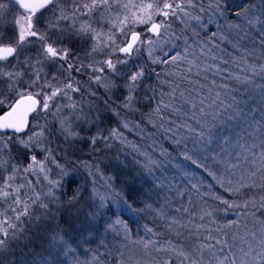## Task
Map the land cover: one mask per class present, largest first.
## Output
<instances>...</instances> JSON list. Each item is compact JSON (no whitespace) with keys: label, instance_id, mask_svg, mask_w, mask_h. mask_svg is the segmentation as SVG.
<instances>
[{"label":"snow or ice","instance_id":"1","mask_svg":"<svg viewBox=\"0 0 264 264\" xmlns=\"http://www.w3.org/2000/svg\"><path fill=\"white\" fill-rule=\"evenodd\" d=\"M225 43L239 55L220 47ZM248 43L256 47H245ZM33 47L39 49L35 58L26 55ZM249 58L264 59V0H0V257L13 244L25 243L33 228L43 227L54 215L51 209L61 203L57 193L75 181L78 166L93 178L88 197L92 210L85 212L90 226L91 221L104 218L103 210L110 204L129 213L132 220L148 219L151 214L149 223L155 227L142 225L147 239L134 240L128 220L120 215L114 213V219L105 221L101 226L105 233L127 242L118 249L139 245L146 255L154 251L167 257L156 264H264V220L257 219L258 214L264 216V196L236 198L247 190H264V140L240 143L241 133L218 110L233 105L224 103L221 92L213 96L211 88L204 95V85L192 79L202 74L204 79L208 74L218 76L225 82L210 83L227 95L234 91L231 82L251 86L259 90L264 103V84L256 83L257 77L264 79V63H250ZM44 65L56 72H46ZM185 84L198 87L189 89ZM95 101L116 118L115 126H99L101 113ZM233 103H237L234 97ZM127 114H138L144 125L155 130L149 137L160 135L182 147L183 160L212 183L172 165L188 180L184 188L174 183L178 177L167 175L171 170L167 150L158 151L155 141L151 151L142 150L124 135L121 129L137 135L145 132ZM239 117L237 112L228 119ZM244 119L248 128H264V111L259 121L251 113ZM84 125L96 127L95 134L82 136ZM53 137L70 147L87 139L97 153L102 150L98 144L106 150L112 142L138 153L143 157L140 167L153 185L155 197L149 198L153 202L141 199L137 202L143 207L135 208L113 188L114 178L105 177L99 163L70 159L65 149L53 147ZM97 176L103 179L107 195L96 186ZM213 184L234 198L200 192ZM81 194L78 186L67 205L76 207ZM194 196L199 205L194 204ZM185 197L186 203L173 207L175 200ZM221 213L236 219L221 223L216 219ZM250 217L258 230L241 223ZM157 227L177 238L187 232L197 244L185 250L183 243L161 240L163 233ZM56 244L65 257L75 251L63 235L53 237ZM59 256L57 252L54 260L45 258L41 264H62ZM116 260L117 264H146L122 250ZM0 264H5L2 258ZM75 264L103 262L93 255Z\"/></svg>","mask_w":264,"mask_h":264},{"label":"trees","instance_id":"2","mask_svg":"<svg viewBox=\"0 0 264 264\" xmlns=\"http://www.w3.org/2000/svg\"><path fill=\"white\" fill-rule=\"evenodd\" d=\"M245 47L251 48V47H256V45H252L251 43H248ZM232 54L237 56L239 55V53H235V52H233ZM141 62L144 61L142 60ZM249 62L260 64V63H264V59L249 58ZM230 70H234V66H231ZM207 77L208 80L206 83L202 79V84L205 83L203 89V92L205 94H209L207 90L211 88L212 89L211 93H216V92L222 93V100L224 101L225 104H227L226 102L227 98L228 97L231 98L230 103H228L233 105L231 109L224 110L223 105H221L220 109H218V110H222V115H228L233 117L236 116L237 112L240 113V117L238 118L237 121L231 122L230 119L228 120L223 118L225 121H227L229 125L235 128L236 132L241 133L242 139H240V143H247L248 145H251L253 143L259 144L262 140H264V128H260L257 125H252L251 128H248V125L245 123V119H244L247 113H251L252 116H254L255 120L257 121L260 120L261 111H264V103L261 102L259 90L253 89L251 86H242L235 82H231L229 86L232 89H234V91L231 93V95H227L223 92L222 89H220L219 87H215L210 83L212 80H215L216 85H219L221 83H224L225 82L224 80H222L218 76H213L211 74H208ZM256 83L264 84V79L257 77ZM183 87L191 89L196 86L193 84H185L183 85ZM165 91H167V89H165ZM233 97L235 98V101L237 103H233ZM105 99H107V97H105ZM95 103L97 104L98 109L100 110L102 116V122L104 123V121H106L105 119H107V121H109L108 123L114 126L116 118L112 117L111 114L104 109V105L100 103V101H95ZM141 111L147 112L148 109L141 108ZM127 118L129 119L136 118L133 120H137L138 122L143 124V121L140 120L138 114H127ZM211 123H216V122L211 121ZM221 127L223 126L218 125V128ZM245 128H247V132H241V130ZM146 130H147V135L139 136L132 134V132L130 133L128 131H125V136L129 141H133L137 145L142 146V150L146 149L151 151L152 149L150 146L153 144V141H155L156 145L158 146L157 149L158 151L160 148L167 150V152L170 153V155L167 158L171 161V165H169V168L171 170L167 172V175L178 177V179H176L174 183H176L179 187L184 188L186 185H188V180L187 178L181 175L178 169L172 167V165H180L181 168H183L185 171L195 172L198 177L204 178L207 181V183H212L205 173L196 169L195 166H192L190 162L183 160V157L180 155V153L184 151L182 147L177 148L175 145H171L169 141L165 140L160 135L154 134L149 137L148 136L149 133H155V130L150 125H146ZM188 146L189 148H192L191 142H189ZM257 151L259 150L257 149ZM120 152L121 153H119V155L114 158L116 162L111 163V167L110 164L108 165L106 164L107 169L114 168V170H112V172L110 173L115 179L114 187L117 188L120 192H122L123 195L127 198L128 202L133 204L135 208L143 207V204L137 202L138 200L142 199V200H147L150 203L153 202L152 199H149L150 197H155L151 179L142 171L140 167V163H143V157L140 156L138 153L133 152L131 149H125ZM109 153L110 152H108L107 154L105 153L102 154V158L105 160L106 159L108 160V158L111 159L110 156H108ZM72 155L74 156V153ZM154 158H159V157L154 154ZM121 163H122V167L120 168ZM249 163H251V160L249 161ZM245 167H247V165H245ZM192 183H196V180H192ZM257 183L258 184L260 183L259 179L257 180ZM78 186L79 184L76 181L67 184V188H68L67 194L62 195V197L60 196L61 200L62 201L68 200V198L72 196L74 190ZM210 191L214 192L215 194L221 195L225 199L231 200L234 198L232 194L225 193L223 189L219 188L214 184L212 189H209L208 187H202L200 189L201 193L210 192ZM168 195L173 196L174 192H170L168 193ZM161 196H163V193H161ZM262 196H264V190H261L260 188H255L244 191L243 193H241L240 197H236V198L237 199L254 198L256 200H259V198ZM194 199H196L195 196L193 197V202L195 204ZM186 202H187L186 197L184 198L183 201L177 199L174 201L173 207H179L181 203H186ZM196 203H201V201L197 200ZM207 203L213 205L214 207L216 205L215 202L211 199H207ZM79 205H80L79 208H82L85 212L91 210V208L89 207L90 205L89 201L83 196L80 198L77 208ZM69 207L70 206H68V208ZM68 208L66 209V206H63L61 208L53 207L51 209V212L57 215H49L48 220L47 222L44 223L43 227L33 228L28 233L30 239H28L23 244H13L12 250L10 252L5 253L0 258H2L5 261V264H22L23 261L27 262V259L29 260L31 259L33 260V262L35 260L40 261L41 259L40 257H44L45 259L46 258L45 254L49 251L50 248H47V245L46 247H44L43 244H49L53 240V236L55 237L57 234H59V235H63L64 238L68 241V243L79 244L80 247L78 248V250L81 251L80 252L81 255H83L85 252L93 253L94 255L99 256L103 264H117L115 253L117 254L118 251L120 250L124 251V248L118 249L117 245H124L127 242L124 241L123 239H122L123 242H121L119 238L114 240L113 236L105 233L104 228L101 227L102 225H104L105 221L108 220L110 217H115L114 213L117 214L115 208L111 206L110 210H108L109 212H107V214L104 215V218L91 221V226L89 219L86 218L85 216V213L81 212L79 216L77 215L75 217H70L69 211L74 209V207H70V209ZM171 214L175 215V213H171ZM230 215L231 213H229L227 217H224L223 213H221L219 216L216 217V219L219 222H221V220H223L220 219L221 217L228 219L231 218ZM120 216L121 218L128 220L129 226L133 230L132 238L134 240H138L142 237L145 239L148 238V235L144 232L142 225L148 224L149 227H155V225L149 223V220L151 219V214H149L148 219H145L144 216H138L136 220L130 219L129 213H122ZM232 219L234 220V218ZM157 224H159V221H157ZM156 230L163 233V235L159 237V239L171 240L173 243L176 244L183 243L185 250H190L192 247H194L197 244L196 243L194 245V243L196 242L195 237L189 238L187 236L186 238H183V236H181L177 238L172 234L165 233L163 228L157 227ZM207 235L208 233L205 232L204 236ZM101 243L107 245V247H102ZM109 251L112 252L113 255H115L114 257L115 261H112V258L110 257L111 255L107 254ZM54 253L56 254V252L53 249H51L48 258L52 257ZM59 253H60L59 260L62 262V264H70V262H67V258L64 256L63 250L61 248ZM35 255L36 257L34 258ZM134 258H135L134 260H141L144 262L145 260H148L150 263L156 264L157 261L161 259H166L167 257L164 256L163 254H158L155 252L153 255L147 257L134 255ZM48 261L50 260L48 259Z\"/></svg>","mask_w":264,"mask_h":264},{"label":"rangeland","instance_id":"3","mask_svg":"<svg viewBox=\"0 0 264 264\" xmlns=\"http://www.w3.org/2000/svg\"><path fill=\"white\" fill-rule=\"evenodd\" d=\"M49 16L51 15V13H49L48 14ZM201 38H203V39H208V37H207V35H205L204 33H201ZM230 39H231V37H229ZM217 43H219V41H217ZM247 44H245V46H246ZM220 47L221 48H224V49H226V51L228 52V53H233V50H232V48L231 47H229L226 43L225 44H221L220 45ZM38 51H39V49H38V47H33V48H31L30 50H29V54H28V56H30V57H33V58H35L36 57V55H37V53H38ZM24 57L22 56L21 57V59H23ZM224 59H228V56L227 55H225L224 56ZM209 63H211V61H209ZM44 67V70L46 71V72H56V69L55 68H52V67H49V66H47V65H44L43 66ZM193 80H197L198 79V81H199V84L201 85L202 84V79L205 81V83L207 82V80H208V77H207V79H204L203 78V74H202V76L201 77H193L192 78ZM205 83H203L202 85H205ZM196 87H198V85H195ZM203 94L204 95H208V94H205L204 92H203ZM213 96L215 95V93H211ZM221 99H222V93H221ZM231 98L230 97H228L227 98V100H226V102H227V104L228 103H230V100ZM229 117H231V116H228V115H222V119L224 118V119H228ZM137 118V117H136ZM136 118H131V119H136ZM106 121H104V123L102 122V116L100 115V122H99V126L101 127V128H106V127H112L113 125L112 124H109L108 122L109 121H107V119H105ZM229 120V119H228ZM231 122H233V120H230ZM237 121V120H236ZM142 125V127H144L145 128V132L142 134V135H147V130H146V125L144 126L143 124H141ZM114 126H115V124H114ZM122 131H124V135H125V130H123V129H121ZM95 132H96V127H88L87 125H84V126H82V128H81V135L82 136H85V137H88V136H91V135H94L95 134ZM132 134H134V135H137V133H136V131H133L132 132ZM139 136H141V135H139ZM52 140H53V147L55 148L57 145H59L60 146V148H63V149H65L66 151H67V154H68V156L70 157V159H72V160H77V161H80V160H83V161H89V162H91V163H93V164H97V163H99V166H100V169H101V171H102V173H103V175L105 176V177H107V176H111V177H113L112 176V174H110L111 172H112V170H114V168L113 169H107V166H106V164L108 165V164H110V167H111V163H113V162H116L115 160H114V158L116 157V156H118L119 155V153H121L120 151H122V150H125V149H122L121 148V146L119 145V144H117V143H115V142H112V148H110V149H106V150H101L99 153H97V152H94L93 150H92V146L90 145V143L88 142V140L87 139H84V140H81V141H77L73 146H69L68 144H64L63 143V141L61 140V139H57L56 137H53L52 138ZM97 148H99V149H103V145H100V144H98L97 145ZM108 152H110L109 153V155L108 156H110V158L111 159H109L108 158V160L106 159H103L102 158V154H107ZM74 153V156L72 155ZM59 158V157H58ZM113 159V160H112ZM122 162V161H121ZM61 163H65V161H61ZM122 167V163L120 164V168ZM109 170V171H108ZM53 172L55 173V169H53ZM92 177H90L89 176V174H88V172L84 169V168H80V167H78V166H76V170H75V181L79 184V187H81V189H82V194H81V197L83 196L84 198H86L88 201H89V199H88V197H89V193H90V190H91V188L93 187V184H92ZM96 180H97V187H98V189H99V191L101 192V193H104L105 195H107L108 194V189L106 188V186H104V184H103V179L101 178V177H99V176H97L96 177ZM67 184L68 183H66L65 184V190H64V192L61 194V193H57V195L58 196H61L62 197V195H64V194H67V190H68V188H67ZM112 185H113V188H115L114 187V185H115V179H113V181H112ZM116 189V191H118V192H120L117 188H115ZM60 201H61V203H60V206L59 207H56V208H61V207H63V206H66V209L68 208V205H67V200L66 201H62L61 200V198H60ZM194 201H195V205H199L200 203H196V199H194ZM91 202L89 201V204H90ZM87 204H88V202H87ZM86 204V205H87ZM111 206H113V205H109L107 208H105L104 210H103V216L104 215H106L107 214V212H109L108 210H110V207ZM218 205H215V207H217ZM80 207V205L78 206V208H77V206L76 207H74V209H72V210H70L69 211V216L70 217H75V216H79V214L82 212V213H85V211L82 209V208H79ZM114 208H115V211H116V213L118 214V215H121L122 214V212H121V209H119V208H117V207H115V206H113ZM68 209H70V207L68 208ZM83 210V211H82ZM92 210V209H91ZM90 210V211H91ZM54 215H57V214H54ZM73 215V216H72ZM111 216V215H110ZM231 216V218H228V219H232V218H234V219H236V217L234 216V215H230ZM110 218H115V217H110ZM220 219H223V220H221V223H224V220H225V222H226V220H227V218H224V217H221ZM257 219H260V220H264V216H260L259 214H258V216H257ZM241 223L242 224H247V226H248V228H252L253 230H258V228H259V225H256V227L255 228H253V224H254V220L250 217V218H248L246 221H244V220H242L241 221ZM241 234H243V232L241 231ZM188 235H187V232H185L184 233V235H183V238H186ZM54 237V236H53ZM120 239V241L121 242H123L122 241V238H119ZM120 242V243H121ZM249 242H251V241H249ZM197 243V240H196V242L194 243V245ZM124 244V243H123ZM46 245H47V248H50V249H53L56 253L57 252H60V248H61V246L59 245V244H56L55 246H53V240L49 243V244H43V246L44 247H46ZM69 245L71 246V248L72 249H74L75 251H74V253H69L68 254V256L66 257L67 258V262H70V264H75V262L77 261V260H80V261H85V260H91V257L94 255L93 253H88V252H85L83 255H81L80 254V250H78V248L80 247V245L79 244H71V243H69ZM192 245V244H191ZM129 249H131V251H129ZM123 251V250H122ZM126 252V253H125ZM124 253H125V255L126 256H131L132 258H133V260L135 259L134 258V255H138V256H144V257H147V256H151V255H153L155 252L154 251H151L150 253H148L147 255L145 254V252H144V250L139 246V245H128V247H126V248H124ZM4 255V254H3ZM50 255V250L45 254V256H46V258H48V256ZM54 255H55V253L53 254V256L52 257H50V258H48L50 261L51 260H53V258H54ZM115 255H116V253H115ZM115 255H111L110 257L112 258V261H115V259H114V257H115ZM36 257V255L34 256V258ZM40 257V256H39ZM41 259H40V261H38V260H35L34 262H33V260H29V259H27V262H25V261H23L22 262V264H41V261L42 260H44V257H40ZM208 257H207V254L205 255V259H207ZM47 259V260H48ZM142 260H145V259H142ZM145 262H146V264H152V263H150L148 260H145Z\"/></svg>","mask_w":264,"mask_h":264},{"label":"flooded vegetation","instance_id":"4","mask_svg":"<svg viewBox=\"0 0 264 264\" xmlns=\"http://www.w3.org/2000/svg\"><path fill=\"white\" fill-rule=\"evenodd\" d=\"M49 13H46V17H50L49 15H48ZM5 31H7V28L5 29ZM9 35H11V32H9ZM29 54V51L26 53V55H28Z\"/></svg>","mask_w":264,"mask_h":264}]
</instances>
